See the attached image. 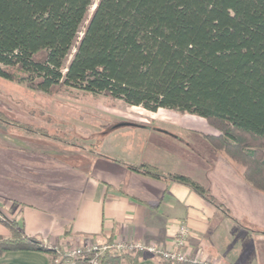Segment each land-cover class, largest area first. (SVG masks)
<instances>
[{
	"label": "trees",
	"instance_id": "trees-1",
	"mask_svg": "<svg viewBox=\"0 0 264 264\" xmlns=\"http://www.w3.org/2000/svg\"><path fill=\"white\" fill-rule=\"evenodd\" d=\"M93 4L0 0V76L46 92L75 87L201 116L217 131L205 135L212 150L264 193V0H97L89 14ZM132 167L207 192L186 174ZM0 220L11 231L0 235V255L36 249L55 264V247L4 213ZM142 256L107 252L99 264H137Z\"/></svg>",
	"mask_w": 264,
	"mask_h": 264
},
{
	"label": "crops",
	"instance_id": "crops-1",
	"mask_svg": "<svg viewBox=\"0 0 264 264\" xmlns=\"http://www.w3.org/2000/svg\"><path fill=\"white\" fill-rule=\"evenodd\" d=\"M171 117L159 129L166 137L183 125L180 117ZM189 128L217 133L208 123ZM179 136L148 140L157 152L135 156L132 142L130 149L116 143L104 151L98 143L90 148L38 128L0 122V213L60 249L90 240L167 244L184 221L191 229V256L209 264H264V193L209 141L196 147ZM141 163L186 174L207 192L132 167ZM10 234L0 220V235ZM52 257L42 250H10L0 255V264H51ZM137 264L163 263L143 253Z\"/></svg>",
	"mask_w": 264,
	"mask_h": 264
},
{
	"label": "rangeland",
	"instance_id": "rangeland-1",
	"mask_svg": "<svg viewBox=\"0 0 264 264\" xmlns=\"http://www.w3.org/2000/svg\"><path fill=\"white\" fill-rule=\"evenodd\" d=\"M96 2L97 0H94L89 14ZM83 29L84 25L80 28L79 38ZM74 51L75 48L70 53L68 61ZM183 114L168 108L151 111L142 106L129 105L121 99L75 87L59 86L46 92L33 89L26 82L18 83L0 76V122L38 128L90 148L98 143L104 151H108L109 145L111 147L116 143H124L125 147L130 149L132 142L135 156L152 155L157 151L148 140L160 142L163 137L172 140L177 135H180L179 137L188 145L192 143L196 147H202L201 144L209 141L205 136L209 133L202 134L189 127L206 124L207 120L187 113L184 117ZM174 115L180 117L179 120L183 123L181 126L172 127L177 134L175 136L172 134L171 137L160 134L159 129L168 125L163 122L171 121V116ZM120 123L123 125L119 126V129H114L116 124ZM145 143L149 144L144 147ZM234 166L236 170L242 171L241 166L237 164ZM260 245L264 257V241L260 242Z\"/></svg>",
	"mask_w": 264,
	"mask_h": 264
},
{
	"label": "built area",
	"instance_id": "built-area-1",
	"mask_svg": "<svg viewBox=\"0 0 264 264\" xmlns=\"http://www.w3.org/2000/svg\"><path fill=\"white\" fill-rule=\"evenodd\" d=\"M191 229L186 222L180 221L175 234L167 244L158 242L111 240L100 242L90 240L82 244H70L63 248H56L55 264H99L101 256L107 252L116 254H131L136 251L158 256L170 262H184L202 260L188 253ZM204 262V261H202Z\"/></svg>",
	"mask_w": 264,
	"mask_h": 264
}]
</instances>
